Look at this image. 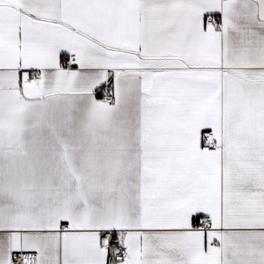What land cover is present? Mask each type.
<instances>
[{
	"label": "snow or ice",
	"instance_id": "6c2138e0",
	"mask_svg": "<svg viewBox=\"0 0 264 264\" xmlns=\"http://www.w3.org/2000/svg\"><path fill=\"white\" fill-rule=\"evenodd\" d=\"M0 264H264V0H0Z\"/></svg>",
	"mask_w": 264,
	"mask_h": 264
}]
</instances>
